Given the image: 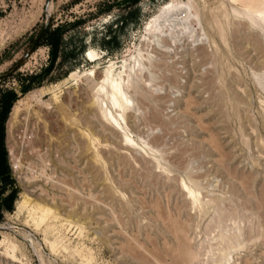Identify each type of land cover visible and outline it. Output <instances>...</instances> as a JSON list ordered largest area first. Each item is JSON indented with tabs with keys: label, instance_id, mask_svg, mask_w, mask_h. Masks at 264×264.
Masks as SVG:
<instances>
[{
	"label": "rangeland",
	"instance_id": "374dc122",
	"mask_svg": "<svg viewBox=\"0 0 264 264\" xmlns=\"http://www.w3.org/2000/svg\"><path fill=\"white\" fill-rule=\"evenodd\" d=\"M172 1L196 7L204 58L183 41L168 54L142 43L145 24ZM240 7L0 0V75L22 58L46 16V32L59 37L46 74L50 51L41 39L0 80V93L17 95L4 122L17 192L11 212H1L0 264H13L2 256L9 239L22 264H213L218 246L231 253L229 264H264V12L258 23ZM112 37L106 52L102 39ZM138 57L142 73L131 75L129 110L117 118L135 150L92 97L108 65L117 77ZM28 76L36 78L21 94ZM183 184L199 189L197 203Z\"/></svg>",
	"mask_w": 264,
	"mask_h": 264
},
{
	"label": "bare ground",
	"instance_id": "6f19581e",
	"mask_svg": "<svg viewBox=\"0 0 264 264\" xmlns=\"http://www.w3.org/2000/svg\"><path fill=\"white\" fill-rule=\"evenodd\" d=\"M228 1L232 6L240 5L247 11H252L255 14V18H256L255 20L258 23H263L262 16L264 12V4H262L263 5L262 6L258 4L255 0H228ZM259 1L261 2V0ZM243 16H246L245 19H248L247 18L248 15H246V13ZM250 18L251 17H249V19ZM242 21L243 20H241V22ZM238 25H240V23ZM244 25L249 27L248 23H245ZM143 31H144V35H143L142 43H144L145 48H149L152 51L155 50V51L160 52L161 54H168L167 48H170L173 46L177 49L178 43L183 41V42H186L187 45L196 48V50L199 51V54L202 58L205 57L204 52L202 51L203 42L200 39L202 36L205 35V32L200 22V18L197 14V9L193 5H190L188 3H178L174 1L168 2L162 5L159 11L157 12V14L154 15L145 24ZM161 44H163L164 46ZM87 54H88L87 55L88 58L91 61H94V59L96 58L95 54L92 51H88ZM139 59H140L139 57L137 59H134L133 66L128 65V67H126L125 65H123L122 67L123 69L122 71L119 72L117 77L113 73V68H114L113 65L112 64L108 65L105 71L103 72V74L101 75L102 82L101 84L97 86V93L92 97V102L95 105V107L99 110L101 114V118L105 121V123L122 135L121 139L125 147L130 148V149H135V150L137 149L136 148L137 144H135L133 140L124 132V130H122V127L120 126V123L118 122L117 118L119 117L121 119H124L123 118L124 112L129 110L128 108L130 105V99L127 97L126 91H130L134 87V82L131 80V75H135L137 77L140 76L139 74L141 72L140 71L141 64L139 62ZM87 73L88 72H86V74ZM91 73L93 72L89 71V74ZM72 74L74 75L75 73H72ZM38 91L40 95L43 93L42 89H39ZM40 95H38L39 97L33 96V98H36L40 105L48 107L49 106L48 103H44ZM182 187H183V190L184 189L186 190V195L190 199V202H192V204L197 203L198 201V191L197 190L199 189L196 188L197 189L196 190V189L190 188L189 186L185 184H183ZM41 217H43V215ZM3 229H6V228H4L3 225H0V230H3ZM7 229L10 230V228H7ZM11 232L15 236H18L17 235L18 231L12 230ZM22 237L24 238L25 235H23ZM26 239H27L26 241L29 244H32V239H30L29 234H26ZM237 239L238 238H236L235 240L238 241ZM222 241H223V238H222ZM218 243H219V240H218ZM4 244H5V250L2 256L10 263L22 264L21 258L19 257L17 253V246L13 242V240L9 239L5 241ZM218 247H217V251L220 250L222 254L217 258L215 262L212 261L213 264H229L231 253H225L224 249L221 246L219 248ZM228 247H227L228 250L231 249V247L230 248ZM186 254L188 255V253Z\"/></svg>",
	"mask_w": 264,
	"mask_h": 264
},
{
	"label": "trees",
	"instance_id": "16d2710c",
	"mask_svg": "<svg viewBox=\"0 0 264 264\" xmlns=\"http://www.w3.org/2000/svg\"><path fill=\"white\" fill-rule=\"evenodd\" d=\"M137 0H131V3H135ZM58 31V30H57ZM54 33L46 32L42 38L48 39V48H49V62L45 69H43L40 75L46 74L53 65L54 59L59 55V37L57 35V39L53 38ZM112 38H108L106 40L102 39L101 47L106 52H111V47L109 44L111 43ZM36 76H28L23 78L22 80L27 81L26 84H21L20 93H26L30 87L32 86L33 80ZM17 95L13 91H3L0 93V219L2 217V211L11 212L12 204L16 198V187L14 180L12 178L9 164L7 151L4 144V122L7 118L8 112L12 106V104L16 101Z\"/></svg>",
	"mask_w": 264,
	"mask_h": 264
},
{
	"label": "water",
	"instance_id": "95a60500",
	"mask_svg": "<svg viewBox=\"0 0 264 264\" xmlns=\"http://www.w3.org/2000/svg\"><path fill=\"white\" fill-rule=\"evenodd\" d=\"M48 22H49L48 16H46L45 21H44L40 31L38 32V34L36 35V37L32 41L28 50L25 52V54L22 56V58H20L18 60V62L8 72L0 75V80H5V79L9 78L10 76H12L15 72H17L19 70V68L23 65L25 60L32 54V52L35 50V48L40 43L41 39L43 38V36L47 30Z\"/></svg>",
	"mask_w": 264,
	"mask_h": 264
}]
</instances>
